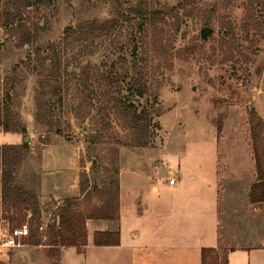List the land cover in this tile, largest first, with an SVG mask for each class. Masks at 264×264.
Listing matches in <instances>:
<instances>
[{"label":"rangeland","instance_id":"374dc122","mask_svg":"<svg viewBox=\"0 0 264 264\" xmlns=\"http://www.w3.org/2000/svg\"><path fill=\"white\" fill-rule=\"evenodd\" d=\"M111 19L117 26L103 37L78 40L71 33ZM204 25L213 32L202 39ZM26 33L34 38L30 44L21 43ZM83 69L89 90L79 79ZM4 77L16 80L12 89ZM132 89H143L135 99L138 111L148 112L143 148L132 144L127 117L119 113ZM5 90L26 131L0 129V145H22L28 137L15 182L35 191L40 215L30 222L29 211L18 214L34 241L1 254L0 264H115L108 248L93 246L94 224L80 248L47 246L45 231L64 200L76 199L79 208L98 201L94 194L78 199L79 184L90 194L114 178L116 156L124 228L134 213L145 235L156 230L159 205L174 207L181 220L176 248L134 250L133 264H200V246L212 243L211 211L221 191L240 194V230L228 218L223 237L240 231L241 244L263 249L249 260L232 252L229 264H264V209L256 222L243 217L256 181L249 120H264V0H0V110ZM100 108L109 128L102 126L105 113L94 116ZM42 177L69 190L41 191ZM222 210L237 215L233 207ZM36 222L42 229L34 231Z\"/></svg>","mask_w":264,"mask_h":264},{"label":"trees","instance_id":"16d2710c","mask_svg":"<svg viewBox=\"0 0 264 264\" xmlns=\"http://www.w3.org/2000/svg\"><path fill=\"white\" fill-rule=\"evenodd\" d=\"M117 26V20L111 19L104 23L98 24L95 22H86L78 26V28L71 33L73 37L78 40L81 38L87 39L100 38L107 35ZM41 28V27H39ZM72 30V29H67ZM31 36L27 33L21 36L22 44H30ZM47 60V58H43ZM67 73V71H64ZM87 70L83 69L80 73L79 79L82 81L85 89L89 90L90 78L87 75ZM16 80L12 77H4L2 83L12 89ZM101 88V87H100ZM143 89L129 91L128 95L123 97L119 107V113L123 117H127V123L134 135L133 143L135 146L143 148L149 143L150 131L148 112L144 109L138 111V101L135 96L141 97ZM6 100L1 105L0 110V129L4 132L15 133L21 131V124L18 120V114L13 110L9 101V91H4ZM87 103V107L89 102ZM104 108L98 109L94 116L105 113ZM89 115V113H88ZM108 113L104 114L102 121L103 128H109L110 123L107 121ZM55 128L60 125L55 124ZM249 139L250 146L253 153L255 165L256 181L250 185L248 191V200L251 204L264 203V120L253 116L249 120ZM26 153V148L23 145H0V214H3L2 219L7 221L10 226H20L24 220L25 215H20L23 211H29L31 214L30 222L37 221L40 215L39 199L35 191L31 188H25L21 184L15 182L16 169L19 162L23 159ZM92 167L98 166V159L91 161ZM114 163V178L111 177L109 181H105L100 185H95V192L88 193V187L85 184H79L80 198H92L93 194L98 201L95 204L85 203L82 208L74 207L75 200H64L63 204L56 209L55 215L50 223L46 226L45 236L46 245L54 248L58 247H84L87 245V231L85 223L87 220H101V221H115L118 218V156L113 160ZM98 195L99 198L97 197ZM77 199V200H78ZM36 219V220H35ZM35 230L40 227L36 222ZM30 225H32L30 223ZM31 230V229H30ZM35 232L30 231L29 243L34 241ZM92 244L97 247L116 246L119 245L118 231H95L92 237ZM200 264H227L225 251L220 252L216 248L202 247L200 249Z\"/></svg>","mask_w":264,"mask_h":264},{"label":"crops","instance_id":"0c3cea01","mask_svg":"<svg viewBox=\"0 0 264 264\" xmlns=\"http://www.w3.org/2000/svg\"><path fill=\"white\" fill-rule=\"evenodd\" d=\"M58 173V171H57ZM120 175V172H119ZM118 175V201H119V209H118V218L115 221H108L111 222V225L108 224L106 221L101 220H87L85 223L86 231L87 227L90 224H94L93 233L95 231H118L119 232V245L116 246H103L105 249H109L110 251V257L113 258L115 261V264H133V255L136 253L134 250H137L138 253H145L146 251H150V249H155L156 252H164L166 248L174 249L176 248L180 243L181 235L179 234L181 227H180V218L175 217V208L173 207L166 208L162 205H159L160 208H158V220L159 223L156 225L158 228L156 230H148L146 232V235L143 231V225H142V218H138L134 213L129 214V223H133L129 226L122 225V214H121V181L120 177ZM39 184V181H37ZM38 184H36L38 186ZM169 184V185H174ZM54 185H58V183H55L52 179L49 181L46 179V177L43 179L41 178L40 181V189L41 191L47 190L50 188L51 191L55 190H64L68 191L69 187L66 184V187L63 189H55ZM76 188V187H75ZM43 193V192H42ZM223 191L221 193H216L215 197V204L214 208L211 211V214L214 215V221H213V230L214 235L212 239V243L209 246H200L202 247H212L216 248L220 252L225 251L226 261L227 264H229V258L232 254V252H239L243 251L245 253V257L249 260L250 255L254 253L261 252L262 245L257 246H251L249 244H241L240 243V231H237V233H230L228 237H223L222 233L228 232L230 229V223L225 225V222H229L228 218L230 219V222L236 223L237 229L240 230V194H236L235 191L231 192H225ZM51 196L56 199L55 195L52 193H49ZM221 194V196H220ZM80 197V195H79ZM134 197H139V192H134ZM245 211L246 216L245 219L250 221V217L252 218V221L256 222V217H258L263 209H264V203H258V204H251L248 200V195L246 194L245 198ZM263 204V206H261ZM220 206H224V208L228 209L233 207V211L236 212L235 217H227L224 215V211L222 208H219ZM263 208V209H262ZM250 214V217H249ZM225 220V221H224ZM246 220V221H247ZM106 222V223H105ZM104 223V224H103ZM251 224V223H249ZM248 225V223H247ZM250 226V225H248ZM106 227V228H105ZM154 226H152L150 229H153ZM125 229V230H124ZM130 230V237L127 239H124V232ZM239 233V234H238ZM231 236V237H230ZM88 238V235H87ZM236 239V244L230 245L229 242L231 239ZM239 238V239H238ZM198 242V240H197ZM200 243V242H199ZM202 245V244H200ZM87 246V245H86ZM94 246V245H93ZM97 247V246H95ZM101 248V247H100ZM200 248V249H201ZM103 249V248H101ZM155 252V251H154Z\"/></svg>","mask_w":264,"mask_h":264},{"label":"built area","instance_id":"2783aa9c","mask_svg":"<svg viewBox=\"0 0 264 264\" xmlns=\"http://www.w3.org/2000/svg\"><path fill=\"white\" fill-rule=\"evenodd\" d=\"M168 182L169 184L174 183L173 179H169ZM29 237L30 229L27 223L12 227L7 221L0 220V255L10 249L25 246Z\"/></svg>","mask_w":264,"mask_h":264},{"label":"water","instance_id":"95a60500","mask_svg":"<svg viewBox=\"0 0 264 264\" xmlns=\"http://www.w3.org/2000/svg\"><path fill=\"white\" fill-rule=\"evenodd\" d=\"M212 32H213L212 28H210V27L204 25V26L201 28V30H200L201 38H202V39L207 38V36H209ZM252 111H254V108H253V107H252ZM21 130H22L23 132H25V131H26V128H25V127H22ZM27 141H28V137H25V138L23 139V144H22V145L25 146V144H26Z\"/></svg>","mask_w":264,"mask_h":264}]
</instances>
